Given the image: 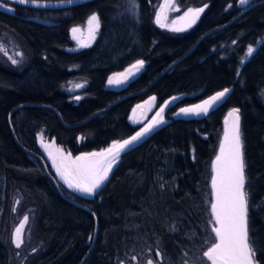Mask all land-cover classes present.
<instances>
[{
  "label": "trees",
  "instance_id": "trees-1",
  "mask_svg": "<svg viewBox=\"0 0 264 264\" xmlns=\"http://www.w3.org/2000/svg\"><path fill=\"white\" fill-rule=\"evenodd\" d=\"M188 1L208 9L181 35L154 27L147 0H136L138 16L128 0H87L28 13L56 20L53 27L7 16L0 22L25 56L16 69L0 64V230L6 198L36 201L35 232L47 238L32 264H200L213 235L210 159L232 109H239L248 237L256 264H264V0L249 9L233 0ZM91 12L97 38L67 50L66 28ZM237 37L239 49L228 54L223 44ZM248 45L256 47L241 62ZM137 60L144 61L138 75L107 88L110 74ZM70 79L86 83L77 100L63 89ZM225 88L205 115H176ZM152 95L159 106L179 97L164 124L120 154L94 194L80 196L53 177L34 139L40 129L71 154L101 150L133 135L129 111ZM5 250L0 241V264H7Z\"/></svg>",
  "mask_w": 264,
  "mask_h": 264
},
{
  "label": "snow or ice",
  "instance_id": "snow-or-ice-1",
  "mask_svg": "<svg viewBox=\"0 0 264 264\" xmlns=\"http://www.w3.org/2000/svg\"><path fill=\"white\" fill-rule=\"evenodd\" d=\"M20 4L32 3L36 6H42L40 0H17ZM59 3H72V0H58ZM133 13L138 16V4L136 0H128ZM249 0H238V4L241 7L247 6ZM6 5L0 3V7ZM9 10H13L9 8ZM163 9H161L162 11ZM203 9H189L185 14V17L181 19L189 18V26L195 23L200 12ZM160 22V13L157 14V23ZM95 24V28H90V32H94L99 27V18L96 14L90 17V25ZM179 30V29H176ZM73 33L78 29H72ZM254 52V48L250 45L247 49V55L250 56ZM17 63L16 60L12 61ZM143 60H137L135 64L131 65V69L137 71L143 66ZM131 70L127 71V75L119 74L127 79L128 76L133 75ZM121 80L109 79V83H121ZM80 87V85H77ZM230 89L225 88L223 91L216 92L214 95L208 97V99L202 101L200 104L181 108L176 115L184 114H200L207 113L208 110L219 103ZM79 99V97H77ZM177 98H173L175 100ZM168 102H166L167 104ZM164 107L160 108V112L157 113L158 119H154L153 123L141 128L134 135L128 139H124L122 142L114 141L113 145L107 150L101 153L83 154L76 157V168L74 173L79 179L76 183H69V187H74L78 191L83 193L92 194L104 180L107 179L108 173L111 171L112 165L117 162L122 152L129 150L132 145L139 142L146 135H148L155 126L163 123ZM239 109H232L229 113L233 117L231 129L226 131L225 139L228 141V159L226 165V173L220 184H217V178L214 177L212 184L215 190V201L212 203L211 208L214 215L215 224L218 226L213 227V232L217 239V243L208 247L207 251L203 255L211 262V264H256L255 261V248L253 247L254 241L249 240L247 232V207H246V195L243 191L244 176H243V160L241 153V141L239 133ZM221 152H224L222 146ZM100 156L103 157V161L100 160L90 161L89 157ZM221 159L217 157V161ZM64 176V173H61ZM219 176L220 173L218 172ZM28 219L24 217V221L21 227H17L14 233V242L17 247L22 243L21 231L23 223ZM148 264H152L149 260Z\"/></svg>",
  "mask_w": 264,
  "mask_h": 264
},
{
  "label": "rangeland",
  "instance_id": "rangeland-1",
  "mask_svg": "<svg viewBox=\"0 0 264 264\" xmlns=\"http://www.w3.org/2000/svg\"><path fill=\"white\" fill-rule=\"evenodd\" d=\"M190 7H195V6H190ZM190 7L187 8L185 7V5H181L180 9L185 10V9H189ZM93 14H96L98 16L97 13L91 12L80 25L76 26V29H78V31L76 32L77 37L76 35L74 37L70 35V38H71L70 40H71L72 45L68 47L67 50L77 51V49H80L83 47L86 48L94 42L95 38H97L98 29H96L94 32H90V28H95V24L90 25V17ZM238 38L239 37L235 38L232 42H228L225 45L223 44L228 54H233L239 49L238 47L240 46L237 43ZM223 46H221V48ZM249 46L250 45L245 46V48L242 49L241 55H239L241 62H244V60L248 57L247 49ZM255 47L256 46H254L253 48ZM13 60H16L17 63H13L12 62ZM23 62H25V56L23 54L22 46L19 44L17 38L11 36L7 30L0 29V64L3 66L10 65L13 69H16V68H19L21 66L20 64ZM133 64H135V62L131 63L128 67L121 69L119 72L115 71L112 74H110L109 78L106 79L105 81L107 88H110V89L117 88L118 89L120 87V85L117 86V85H114V83L110 84L109 83L110 78L114 80V79H120L122 77V80H123L122 84L125 85L126 83H128V81L131 80V78H134L136 75H138L141 72L140 70L143 66L137 71L136 69L130 68V66ZM128 70H131L134 74L128 76L127 79H124V76L119 75L122 73L127 75ZM77 85H80V87H77ZM85 85L86 83L84 79L83 80L82 79L81 80L80 79L79 80L70 79L67 83L64 84L63 89L67 93H71L73 95V98L77 100V97L80 98V95H78V91ZM261 96L263 97V100H264V90H262ZM174 97L178 98L179 96H173L172 98L169 99L170 103L169 101H166L168 102V104H166V102H163V104H161L160 106L155 104L153 95L149 98L147 97V98L142 99V101L140 102H136V104L132 106V109H130L129 115H128V122L131 124H136L138 127V129L134 131L133 135L137 131H139L141 128L151 123L157 111L160 112V108L162 106L164 107V111L163 113H161V115L163 116V120L165 122L166 121L165 111L167 107H169L170 105L172 106L174 104L176 100V99L173 100ZM139 109H141V111H139ZM174 115L175 113L172 116ZM158 118L159 117H157L156 119ZM226 118L228 119L227 122L225 121ZM223 121H224V124L226 125L224 127L225 129L223 128V130L226 133V131L230 130L229 129V126L231 125L230 115L228 114L224 116ZM164 122L160 123V125L164 124ZM220 136L218 139L219 141H218V146L216 148V153L210 159L211 166H212L210 167V171L212 173H211V178L209 179V182L211 183L213 181L214 174L216 177V172L214 171L215 172L214 173L212 170V168L215 167L214 159H216V157L220 155L221 147L222 146L223 148L226 147L228 143V141H226V139L224 138L225 136H221V137ZM129 137L125 139H128ZM34 139L36 140L37 148L40 150V152H42L44 159L47 160L48 169H51V171L53 172V177L57 179L59 183H61L62 185L64 184L66 188L70 189L73 192H76L77 194H80V196H85V193L78 191L74 187H69V183L74 184L79 179V177H77L74 173V170L76 168V157L82 156L83 154H92V153L98 154V153L104 152L110 146H112L114 142L113 141L112 143L106 145V147H104L101 150L98 149V150H93L91 152L87 151V152H82L79 154L78 153L71 154L70 152H68V150H65L64 148L57 145V143L55 142L53 138L46 137L45 132L42 129H40L34 135ZM223 139L225 142L223 141ZM114 165L115 163L112 165L111 171L114 168ZM217 165H218V162H217ZM111 171L109 173H111ZM61 173H64V176H62ZM105 181L106 180H104L102 184H104ZM102 184L100 185V187L102 186ZM217 184H220V183L217 182ZM98 189L99 188H97L96 190ZM95 191L92 194H94ZM213 191H214L213 189L212 191L210 189L211 194L208 195V199H207L208 200L207 203L209 204L211 203V205L215 199V191L214 192ZM92 194H90V196ZM6 201H7L6 203H7L8 209H6L4 217H5V222L7 224H5V226H3V228L0 230V241L2 242L3 246L6 248L5 251H6L7 258H8L6 262L7 264H32L33 261L36 260V256H37L36 254H38L40 249H42L45 238H47V237L44 238V236L38 235L35 232L36 226L34 222V217H36L35 208L37 207V203L33 199V202H31V205H29V203H26V202L23 205L22 202L18 201V199L16 198H11V196L6 198ZM25 216H27L28 219L26 222L23 223V226H22V231H21L22 243L20 244L19 247H17L14 242L15 229L17 227H21V224L24 221ZM209 224L212 229V234H213L212 239L205 242L204 244L205 246L202 249V252L200 253L201 255H203L204 251H206L208 247L211 246L212 242L216 239L215 233L213 232V227L218 226V225L215 224L213 214L211 215V220H209ZM203 257H204L203 261L200 264H207L208 259L204 255ZM150 260L152 261V264H156L155 260H152V259ZM148 261L149 260L143 261V264H148ZM119 264H125V263L120 262ZM131 264H135V262Z\"/></svg>",
  "mask_w": 264,
  "mask_h": 264
},
{
  "label": "flooded vegetation",
  "instance_id": "flooded-vegetation-1",
  "mask_svg": "<svg viewBox=\"0 0 264 264\" xmlns=\"http://www.w3.org/2000/svg\"><path fill=\"white\" fill-rule=\"evenodd\" d=\"M0 3L6 5L5 7H1L0 8V22L3 21L4 16L10 17V18H15L18 20H24L27 19L32 23H38L41 24V22L38 21H33L34 17L41 19L42 22H47L45 24H41V26H55L57 24V21L55 20H51V18H41V16H39V13H37L38 15H31L28 13H31L34 7H38V6H30L29 4H20L17 2V0H0ZM233 3L235 5L238 6V8H242L239 4H238V0H233ZM81 4V3H78ZM84 4V3H82ZM86 4V3H85ZM252 4V0H249V3L247 6H244V9H249V7ZM163 5V7L165 8L164 14L162 16V19H160V22L157 23V14L160 10V7ZM181 5H185V7H190V6H197L200 7V5H205L206 8L208 9L207 3L206 2H200V4H196L193 1H188V0H147V8H150V19L152 21V23L154 24V27L157 30H161L163 32H165L166 34L170 35V34H177V35H181V33H189L191 32V30H193L196 26H198L204 16V12L205 10L201 13V17L199 18L198 22L194 23L193 25L190 26V28H188L185 24H183L182 19L180 16V13L183 12V10H181ZM9 8L13 9V10H9ZM84 21V20H83ZM83 21H77L74 24H70L67 28H66V33H68V35H72L73 37L76 35L77 37V33H73L72 29L76 28L77 25H80ZM49 22V23H48ZM179 29V30H176ZM6 30V29H3ZM71 39V38H70ZM122 85V84H121ZM88 193H85V195H87ZM216 238V237H215ZM217 239H215L212 244L217 243ZM211 244V245H212ZM207 264H211L210 261L207 262Z\"/></svg>",
  "mask_w": 264,
  "mask_h": 264
},
{
  "label": "water",
  "instance_id": "water-1",
  "mask_svg": "<svg viewBox=\"0 0 264 264\" xmlns=\"http://www.w3.org/2000/svg\"><path fill=\"white\" fill-rule=\"evenodd\" d=\"M86 1L87 0H72V3H59L58 2V0H54V1H50V0H47V1H40V4L42 5V6H38V7H40V8H51V9H55V8H57V7H61V8H65V6H75V4H78V3H86ZM30 6H32V7H34V6H36V5H34V4H32V3H28ZM1 8V7H0ZM205 8H206V6L205 5H200V7H197V6H195V7H190L189 9H193V10H195V9H203V11L205 10ZM161 9H163L162 11H161ZM189 9H185V10H183V12L182 13H180V16L179 17H185V14L188 12V10ZM164 11H165V8L163 7V5L160 7V10H159V13H160V19H162V16H163V14H164ZM202 11V12H203ZM202 12H200L199 13V15H198V18L196 19V21H195V23L196 22H198V20H199V18L201 17L200 15H201V13ZM188 20H189V18L188 17H186L185 19H182V22H183V24H185L188 28H190V26L191 25H193V24H191L190 26H189V23H188ZM33 21H38V22H41V24H45V23H47V22H42L41 21V19H38V18H36V17H34V19H33ZM49 23V22H48ZM168 67V66H167ZM114 80H121V81H123L122 80V77L120 78V79H114ZM123 82H121V83H114V85H117V86H121V84H122ZM210 97V96H209ZM206 99H208V98H206ZM205 99V100H206ZM169 101V100H168ZM170 102V101H169ZM201 102H199V103H197V104H200ZM168 104V103H167ZM197 104H195V105H197ZM187 107H191V106H186V107H184V108H187ZM179 110H180V108L177 110V113L179 112ZM210 110V109H209ZM208 110V111H209ZM139 111H141V109H139ZM159 111H157V113H158ZM157 113H156V115L154 116V119H156L158 116H157ZM199 115H201V116H203V115H205V113H200V114H189V115H184V114H180V115H177V116H180V117H183V118H185V117H195V116H199ZM154 119H152V121H151V123H153L154 122ZM230 119H231V125H232V120H233V117L232 116H230ZM227 118H226V122H227ZM150 124V123H149ZM239 124H240V118H239ZM231 125L229 126V129H231ZM155 127H157V126H155ZM154 127V128H155ZM153 128V129H154ZM144 139V138H143ZM143 139H141V140H143ZM132 146H134V145H132ZM222 148V147H221ZM241 153H242V156H243V150L241 149ZM218 156H220L221 157V159L219 160V161H217V157H216V159H214V161H215V167L213 168V170L216 172V178H217V182L218 183H220L221 182V180L224 178V176H225V173H226V165H227V159H228V143H227V145H226V147H224V152L222 153L221 152V150H220V155H218ZM89 160L90 161H96V160H100L101 162L103 161V157H100V156H95V157H90L89 158ZM217 162H218V165H217ZM219 166V167H218ZM243 166H244V162H243ZM217 168V169H216ZM220 173V175L218 176L217 175V173ZM243 176H244V170H243ZM214 177H215V175H214ZM219 185V184H218ZM246 218H247V216H246ZM207 251V250H206ZM205 252V251H204Z\"/></svg>",
  "mask_w": 264,
  "mask_h": 264
}]
</instances>
